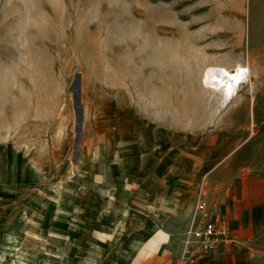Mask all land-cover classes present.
Masks as SVG:
<instances>
[{
    "label": "rangeland",
    "instance_id": "obj_1",
    "mask_svg": "<svg viewBox=\"0 0 264 264\" xmlns=\"http://www.w3.org/2000/svg\"><path fill=\"white\" fill-rule=\"evenodd\" d=\"M237 66L231 97L204 86ZM175 170L197 197L264 177V0H0V264H121Z\"/></svg>",
    "mask_w": 264,
    "mask_h": 264
},
{
    "label": "crops",
    "instance_id": "obj_2",
    "mask_svg": "<svg viewBox=\"0 0 264 264\" xmlns=\"http://www.w3.org/2000/svg\"><path fill=\"white\" fill-rule=\"evenodd\" d=\"M212 158L215 157L210 152H203V156L197 155L198 160H186L184 164L188 168L193 161V168L207 171L216 168L222 159ZM200 173L193 172L192 177L183 178L178 177L175 170L169 180L168 195L140 193L137 196V203L133 202L132 205L137 206L140 225L137 230L131 224L123 226L122 233L125 235L121 234L122 248L125 247L128 259L121 264H186L180 259L184 236L175 243L171 234L176 230L170 224L174 220L185 219L183 227L189 228L199 184L206 179L200 178ZM188 178H192L190 182L184 180ZM183 185L188 188L187 192L179 188ZM207 191L206 197L214 219L227 221L233 243L204 256L196 264H258L255 247L264 235V177L241 172L231 182L218 184ZM131 215L129 209L123 212L124 217ZM114 239L115 236H112L111 240Z\"/></svg>",
    "mask_w": 264,
    "mask_h": 264
},
{
    "label": "built area",
    "instance_id": "obj_3",
    "mask_svg": "<svg viewBox=\"0 0 264 264\" xmlns=\"http://www.w3.org/2000/svg\"><path fill=\"white\" fill-rule=\"evenodd\" d=\"M230 243H233V239L227 221L223 218L214 219L206 192L201 190L190 226L184 234L181 261L186 264H196L199 259L218 252Z\"/></svg>",
    "mask_w": 264,
    "mask_h": 264
},
{
    "label": "bare ground",
    "instance_id": "obj_4",
    "mask_svg": "<svg viewBox=\"0 0 264 264\" xmlns=\"http://www.w3.org/2000/svg\"><path fill=\"white\" fill-rule=\"evenodd\" d=\"M249 74L242 66H237L236 73L227 72L219 68H211L205 74L203 84L215 93L228 92L232 94L242 82L249 80Z\"/></svg>",
    "mask_w": 264,
    "mask_h": 264
},
{
    "label": "clouds",
    "instance_id": "obj_5",
    "mask_svg": "<svg viewBox=\"0 0 264 264\" xmlns=\"http://www.w3.org/2000/svg\"><path fill=\"white\" fill-rule=\"evenodd\" d=\"M225 95H227L226 93H225ZM228 96V95H227ZM228 97H231V95L230 96H228Z\"/></svg>",
    "mask_w": 264,
    "mask_h": 264
}]
</instances>
